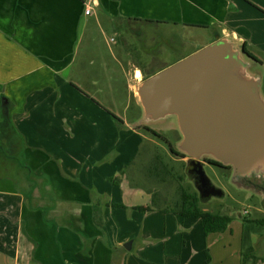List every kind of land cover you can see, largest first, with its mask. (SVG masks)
I'll list each match as a JSON object with an SVG mask.
<instances>
[{"label": "crops", "instance_id": "0c3cea01", "mask_svg": "<svg viewBox=\"0 0 264 264\" xmlns=\"http://www.w3.org/2000/svg\"><path fill=\"white\" fill-rule=\"evenodd\" d=\"M244 14L264 24V1L0 0V260L12 250L15 264H206L208 252V264H231L232 230L205 235L197 218L135 210L151 205L149 193L144 203L113 208L100 187L108 180L86 166L119 156L103 147L106 132L115 136L114 125L137 137L133 151L145 140L137 122L112 110L132 99L140 107L135 86L171 66L154 65L162 40L145 38L143 28L211 29L212 42L231 37L256 58L249 68L262 87L264 43L249 41L233 25ZM123 26L140 44L136 55L120 37ZM109 30L115 47L100 53L99 38ZM129 186L124 192H140ZM113 209L129 219L111 226ZM242 220L252 230L238 250L263 264L264 225L254 221L264 218Z\"/></svg>", "mask_w": 264, "mask_h": 264}, {"label": "rangeland", "instance_id": "374dc122", "mask_svg": "<svg viewBox=\"0 0 264 264\" xmlns=\"http://www.w3.org/2000/svg\"><path fill=\"white\" fill-rule=\"evenodd\" d=\"M233 23V25L236 26L237 31H241V29L246 31L249 41L258 44L264 43V24H260L254 17H250L249 14L237 15V17L233 18ZM152 28H143L142 35H145V38L146 36L147 38H150V36L153 37L156 35L158 40H162V42L154 47L161 54L160 59L154 63L156 67H160L162 63L166 65L177 63L181 58L189 55L196 49L205 47L217 37V33L213 32L211 29L173 26ZM120 37H122L126 46L129 47V51L136 55L140 50V44L127 34V29H125L124 26L122 27V35ZM111 38H115V35L111 30L107 32L104 38H99L100 43H98V51L100 53L102 51L108 52L109 47H115V45L110 43ZM166 38H170L168 39V42H166ZM149 41H151V39H145L144 41L147 46L146 48L152 47V43ZM140 57L143 58L144 56L142 55ZM134 64L136 65L137 62ZM141 64L143 65V63ZM260 73L263 77L262 70H260ZM262 79L261 92L264 97V78ZM104 105H106V107L109 106L107 103ZM112 110L122 117L125 114L127 117L126 120L129 123L134 121L137 123L140 122L136 131H138L145 140L141 139L143 143L140 151H136V149L133 151L136 147L135 144L138 141L137 137L131 138V133H127L126 129L119 127L118 125L111 127L115 129V136L109 135L107 132L103 137L99 136L105 140L103 143L105 149L115 148L120 153L118 157L117 151L116 154H114V157L107 156L101 163L103 166L99 165L92 167L91 164L93 163L86 166L89 171L91 169L93 171V168H95V171L99 172L102 179L105 178V180H108L106 183H100V187H102L105 192L107 203L113 205L144 203L146 200V194L149 193L152 196V199L155 200L153 203L155 208L168 209L173 207L174 202L178 200L180 188L193 194L195 189L192 180L185 171L187 167L186 161L176 158L170 153L169 149V143L176 148H178L179 144L180 133L177 128L175 116L166 115L155 121L146 120L141 107H137L133 99L130 102L125 101L116 103ZM111 117L113 116L111 115ZM111 117L110 120L112 122L115 120L117 121L114 117L113 121ZM86 126L92 125L87 123ZM145 127L149 128L150 131L146 130ZM151 131L160 134L164 140L155 137L153 135L154 133ZM112 137L115 138L113 140L114 142L112 141L111 143L107 138ZM117 138L119 140H116ZM100 143H102L101 140ZM126 160L128 161L125 162ZM123 163L127 165L126 168L122 166ZM119 164L120 169L116 167ZM206 172L207 176L216 186L223 188L224 194L222 197H211L207 200H203L200 204V209L214 214L228 216L230 218L231 221L227 227V232L230 230L233 231V246L232 248L228 247L229 250L227 251V254L230 255L231 264H255L256 259L253 257L257 258V256L248 253H240V250H238L241 247V238L244 234L249 235L252 230L244 225L242 218H264V195L262 194L259 197L255 194L259 193V188L252 189L255 192L246 188L245 185L249 184L245 183L244 180L235 183V175L232 171L229 173L222 169H215L214 171L206 169ZM251 178L252 179L250 180H252V183L257 182L258 185L264 186L263 178ZM241 184L243 186H241ZM126 185H130L129 188L135 189L133 191H140L142 194H140V192L137 195H135V193L128 194L124 192ZM113 210L110 219L111 226L115 223L116 226H118L120 225L121 220L129 219V213H127V211L123 209ZM245 211H247V214L244 213ZM116 235H118V232H114L113 234L115 239H117ZM8 251L6 258L0 260V264H15L13 251ZM206 256L209 258L210 255L208 252H206ZM261 260L259 262H263L264 264V258Z\"/></svg>", "mask_w": 264, "mask_h": 264}, {"label": "water", "instance_id": "95a60500", "mask_svg": "<svg viewBox=\"0 0 264 264\" xmlns=\"http://www.w3.org/2000/svg\"><path fill=\"white\" fill-rule=\"evenodd\" d=\"M249 61L243 46L221 38L135 86L146 120L174 115L178 150L230 166L235 183L264 179V97ZM190 164L198 167L200 198L222 197L202 166Z\"/></svg>", "mask_w": 264, "mask_h": 264}, {"label": "trees", "instance_id": "16d2710c", "mask_svg": "<svg viewBox=\"0 0 264 264\" xmlns=\"http://www.w3.org/2000/svg\"><path fill=\"white\" fill-rule=\"evenodd\" d=\"M158 23V22H157ZM243 51L246 53V55L252 59L253 61H256V58L252 56L247 50L245 45L243 46ZM152 133L156 134L155 131H152ZM171 153H174L173 150H171ZM204 199L199 198V196L196 193H189L186 192L184 189L179 190V198L177 201L174 202L173 207L171 208H165L163 209L164 212L170 211L174 214H178L183 218H189L194 217L200 220L202 229L204 231V234H210V233H222L224 232L229 223L230 218L228 216L220 215V214H214L211 212L203 211L200 209V204ZM155 200L152 199V203L150 206L147 207H134L135 210L147 213L154 211V209H157L153 206ZM113 208H123V205H112ZM254 223L262 224L264 225V220H255ZM206 264H208L209 259L207 257Z\"/></svg>", "mask_w": 264, "mask_h": 264}, {"label": "flooded vegetation", "instance_id": "af4514ba", "mask_svg": "<svg viewBox=\"0 0 264 264\" xmlns=\"http://www.w3.org/2000/svg\"><path fill=\"white\" fill-rule=\"evenodd\" d=\"M145 129L148 130V131H150L149 128H146L145 127ZM156 134H158V133H156ZM153 135L155 137H159V138H161V139L164 140V138L161 137L160 134H158V135L153 134ZM180 139L181 138H179V141H180ZM169 149L173 150L174 153H171V151H170V153L173 154L176 158H178V159H180L182 161H186L187 167H186V170L185 171H186L187 175L189 176V178L192 180V184H193V187L195 189V191L193 193H196L199 196V198H200L201 194H200V191L198 189V187H199V178H198V175H197L198 167L190 164L192 160L195 163H198V164H200L202 166V169L204 170L206 176H207L206 169L211 170V171H214L215 169H222V170H225L226 172H229V173L231 172V167L230 166L223 165V164H221L219 162H216V161H214V160H212V159H210L208 157H203L201 159H192V160H190L188 156H186L185 154L181 153L178 150V148L173 147L170 143H169ZM208 179H209L210 184L212 186H214L217 189L222 190V192L224 194L223 188L216 186L209 177H208ZM250 179H252V178H245V179H243L245 183H248L249 184V185H245L246 188H249L251 190L252 189H255V188H259L258 189L259 190V193H255V194L258 195L259 197L262 194L264 195V186L258 185L257 182L252 183V180H250ZM241 186H243V185L241 184ZM252 191L255 192L254 190H252ZM209 198H211V197H209ZM259 199H261V198H259Z\"/></svg>", "mask_w": 264, "mask_h": 264}, {"label": "built area", "instance_id": "2783aa9c", "mask_svg": "<svg viewBox=\"0 0 264 264\" xmlns=\"http://www.w3.org/2000/svg\"><path fill=\"white\" fill-rule=\"evenodd\" d=\"M84 14L87 16L90 14V10L89 9H85ZM245 214H247V211L244 212Z\"/></svg>", "mask_w": 264, "mask_h": 264}]
</instances>
